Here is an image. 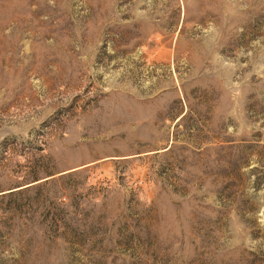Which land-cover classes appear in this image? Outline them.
<instances>
[{
    "label": "rangeland",
    "instance_id": "1",
    "mask_svg": "<svg viewBox=\"0 0 264 264\" xmlns=\"http://www.w3.org/2000/svg\"><path fill=\"white\" fill-rule=\"evenodd\" d=\"M0 264H264V0H0Z\"/></svg>",
    "mask_w": 264,
    "mask_h": 264
}]
</instances>
